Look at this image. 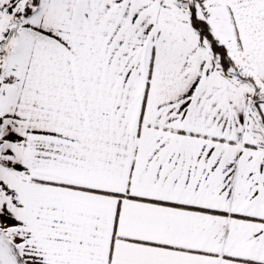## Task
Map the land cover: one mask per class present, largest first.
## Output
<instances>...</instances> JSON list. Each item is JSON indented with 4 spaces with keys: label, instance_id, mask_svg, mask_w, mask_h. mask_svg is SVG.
<instances>
[{
    "label": "snow or ice",
    "instance_id": "obj_1",
    "mask_svg": "<svg viewBox=\"0 0 264 264\" xmlns=\"http://www.w3.org/2000/svg\"><path fill=\"white\" fill-rule=\"evenodd\" d=\"M0 264H264V0H0Z\"/></svg>",
    "mask_w": 264,
    "mask_h": 264
}]
</instances>
